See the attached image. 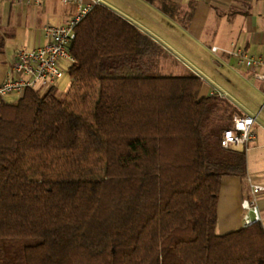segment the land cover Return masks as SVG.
Returning <instances> with one entry per match:
<instances>
[{"label": "trees", "instance_id": "obj_1", "mask_svg": "<svg viewBox=\"0 0 264 264\" xmlns=\"http://www.w3.org/2000/svg\"><path fill=\"white\" fill-rule=\"evenodd\" d=\"M163 3L189 24L192 3ZM136 32L96 4L67 68L98 80L96 99L53 87L0 99V264H264L260 220L215 230L222 177L246 172L245 150L220 144L233 123L222 97L202 94L199 76L100 74L104 57L135 52ZM29 150L102 172L32 179Z\"/></svg>", "mask_w": 264, "mask_h": 264}, {"label": "crops", "instance_id": "obj_2", "mask_svg": "<svg viewBox=\"0 0 264 264\" xmlns=\"http://www.w3.org/2000/svg\"><path fill=\"white\" fill-rule=\"evenodd\" d=\"M60 1V5L57 0H44L40 5H26L17 0H0V38L3 41L0 48V82L12 65L16 49L30 48L45 42L42 30L44 24L63 23L74 14L73 5ZM145 1L148 4L141 3V10H120L107 5L137 28L135 52L122 56L130 58L133 64L130 67L126 63L125 71L138 73L143 66L146 73L138 76H199L203 80L202 94H210L212 91L226 94L221 99L222 106L227 108L231 120L244 112L256 115L253 126L255 134L242 147L246 154L245 175H224L218 198L216 232L222 234L240 228L245 224L243 215L247 212L241 205L248 193L246 177L264 187V114L260 117L264 100L255 112L254 108L249 107V103L255 105L259 98H264V81L254 75V71H263L262 66H247L231 50L242 45L248 54L264 56V0H172L183 7L192 3V16L187 26L165 11L163 0ZM148 9L157 11L161 21L164 17L170 18L190 33L189 38L194 35L200 43L210 45L211 52L216 54L206 61L196 50L193 57L197 56L199 63L188 60L179 49L157 39L148 29L145 24L148 20L160 23L159 18L153 19ZM152 44L155 52L148 53ZM213 46L217 49L213 50ZM57 84L58 82L54 86L57 87ZM97 95L98 90L96 94L86 96L96 99ZM15 97L16 95L9 93L1 95L0 99L14 101ZM256 198L260 216L258 220L264 227V188L256 194ZM248 213L252 214L251 211Z\"/></svg>", "mask_w": 264, "mask_h": 264}, {"label": "built area", "instance_id": "obj_3", "mask_svg": "<svg viewBox=\"0 0 264 264\" xmlns=\"http://www.w3.org/2000/svg\"><path fill=\"white\" fill-rule=\"evenodd\" d=\"M26 5H40L44 0H17ZM73 5L74 14L65 22L43 25L45 42L30 48L16 49L12 65L0 82V96L9 93L20 97L27 88L41 90L54 86L66 73L68 66L73 62L71 51L76 26L79 21L101 0H62ZM213 50L217 47L213 46ZM231 52L249 67L262 66L263 71H254V75L264 81V56H254L247 53L242 45L235 46ZM212 91L210 94L215 93ZM225 97L224 92H216ZM256 115L244 112L234 117L230 127L223 129L220 144L223 147H245L254 136V123ZM247 195L242 199L241 205L247 212L244 213V225L260 218L256 194L264 187L254 183L246 177ZM251 211L252 214H249Z\"/></svg>", "mask_w": 264, "mask_h": 264}, {"label": "rangeland", "instance_id": "obj_4", "mask_svg": "<svg viewBox=\"0 0 264 264\" xmlns=\"http://www.w3.org/2000/svg\"><path fill=\"white\" fill-rule=\"evenodd\" d=\"M105 5H111L114 8H119L120 10L126 9H136L141 10L142 4H148L145 0H101ZM62 3L60 0H57V4L60 5ZM151 11L153 15V19L159 18L160 23L155 24L151 21H147L145 24L148 26V29L152 31L157 39L162 40L163 42H167L169 45H173V47L179 49V51L188 59L194 60L196 63H199V59L193 57V52L196 50L200 52V55L204 60L209 61L211 56H214L216 53L211 52L210 45L206 43H200L197 37L191 35L189 38L188 33L184 28H182L179 24L172 22L170 18H165L161 21L159 15H157V11L153 9H148ZM47 19H50L48 16H43ZM209 42V41H207ZM148 53L155 52L154 44L148 48ZM196 60H195V59ZM203 60H201L202 62ZM129 63L130 67H133L131 64L130 58H124L122 56H107L104 57L100 66V74L108 75V76H138V74H145L146 71L143 66H141V70L136 73L134 71L132 73H128L125 71V65ZM151 73L153 71H150ZM98 86L97 79H81V78H71L66 73L58 80L57 87L51 86L55 88V93L61 99H66L67 93H78L83 95H92L96 94ZM45 89H41L40 93H44ZM19 97H15L14 100H17ZM259 98V97H258ZM257 98V99H258ZM258 103L252 105L249 103L250 108H254V111L259 110V107L263 104L264 98L261 97L258 99ZM264 114V109L260 113V117ZM213 125L219 126L222 119L216 117V115L212 116ZM23 166L26 168L30 178L32 179H40L42 177L48 178H62L64 176H84V175H100L102 172L103 164L97 162H70L65 157H57L50 156L45 160L44 152L41 150H29L26 152V157L23 163Z\"/></svg>", "mask_w": 264, "mask_h": 264}]
</instances>
